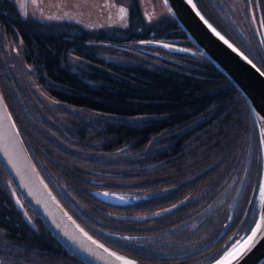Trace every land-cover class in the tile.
<instances>
[{
  "label": "trees",
  "instance_id": "16d2710c",
  "mask_svg": "<svg viewBox=\"0 0 264 264\" xmlns=\"http://www.w3.org/2000/svg\"><path fill=\"white\" fill-rule=\"evenodd\" d=\"M194 1L264 72V45L255 33L252 36L238 29L227 0ZM243 1L247 6L256 4L261 14L258 22L264 23V0ZM126 15L123 27L106 33L87 32L69 20L23 16L11 0H0L1 29L19 35L25 59L39 72L47 93L60 103L108 115L91 118L88 123L77 113L81 127L76 135L92 137L97 150L117 156L76 155L75 149L34 127L31 117L26 118L13 99L2 65L0 89L37 169L89 231L143 264H157L158 260L199 264L209 253H205L206 244L220 230V220L231 214L234 225L242 222L245 207L251 209L252 205L255 210L260 170L255 125L242 93L185 36L170 13L147 21L138 1L130 0ZM169 38L189 49L168 50L141 42ZM100 40L132 43L135 49L126 51L127 58L142 55L149 59L115 62L96 56L90 48L101 44ZM70 50L93 66L74 69L66 58ZM8 181L30 213L24 214L17 206ZM234 182L241 184L236 186L238 192L235 189L229 212ZM114 184L139 195L117 206L123 215L109 212L106 207L113 205L92 193ZM224 190L230 193L225 198L228 206L221 211L217 203ZM112 215L121 221L115 223ZM205 221L211 224L209 238L192 240L189 232L203 229ZM252 222L250 219L244 227ZM125 234L128 236L123 237ZM6 262L84 264L49 232L0 164V264Z\"/></svg>",
  "mask_w": 264,
  "mask_h": 264
},
{
  "label": "water",
  "instance_id": "95a60500",
  "mask_svg": "<svg viewBox=\"0 0 264 264\" xmlns=\"http://www.w3.org/2000/svg\"><path fill=\"white\" fill-rule=\"evenodd\" d=\"M170 13L176 20L185 36L205 55L242 93L247 101L257 134L260 170L255 191L256 213L253 222L247 231L229 236L224 241V246L217 250L212 256L206 258L199 264H217V261L227 257L233 251V247L239 245L242 254L237 259L231 260V264H259L264 259V193L261 192V185L264 184V74L263 71L246 55L231 39L221 32L204 14L200 11L196 2L192 0L195 10L187 0H163ZM171 9V11H169ZM199 11L201 16L207 20L239 53L234 52L222 40H220L196 15ZM142 43L160 44L169 50H185L181 45L171 42L156 40H141ZM167 45V46H165ZM248 57L251 64L243 57ZM253 64L255 67H253ZM0 164L6 171L16 190L36 213L41 222L56 238V240L73 256L85 264H122L115 257L104 252L88 240L92 237L98 244L110 252L124 257L132 264H142L134 257L120 252L105 242L98 239L85 229L63 206L59 199L50 189L33 160L31 159L13 117L7 107L0 90ZM93 194L104 201L118 202L119 194L105 190H95ZM107 194V195H105ZM230 217L223 224L222 234ZM257 223L261 225L260 230L253 238L251 246L245 242L252 235V230ZM83 230V232L80 231ZM237 235V236H236ZM88 250H91L89 253Z\"/></svg>",
  "mask_w": 264,
  "mask_h": 264
},
{
  "label": "rangeland",
  "instance_id": "374dc122",
  "mask_svg": "<svg viewBox=\"0 0 264 264\" xmlns=\"http://www.w3.org/2000/svg\"><path fill=\"white\" fill-rule=\"evenodd\" d=\"M13 1L16 5L18 4V6H20L18 7V10L24 15H29L27 12L31 10V17L45 18L47 20L65 19L69 21H78L85 26H93L94 32L99 31L101 33H106L112 28L118 26L123 27L127 24L124 13H121L120 9L123 8L125 10L127 8V4L130 2V0ZM137 1L144 18L147 21L154 20L160 15L168 12V8L163 0ZM21 4L24 5L23 8L21 7ZM227 8H229V10L232 11L233 15L236 17L237 23L239 24L238 29L240 31H243L244 33L249 32L252 34V36L255 33L259 41L264 40V31L263 28H261V24L258 22L260 20L259 16H261V14L259 13L255 3L250 2L247 6L246 2L243 0H227ZM179 45L184 47L182 44ZM129 48L135 49L129 43H124L123 45L121 44L118 49H114V46L111 47L107 44L97 43V46L90 48V51L96 56L111 59L115 62H132L134 59L146 61L149 59L147 56L142 55H135L134 58H131V56L127 58L125 54L126 51L129 52ZM139 51L141 50L139 49ZM154 52L159 55L157 53L158 51ZM24 54V43L19 38V35H17V33L14 31L8 33L2 30L0 26V66L2 65L1 72L5 71L7 74L6 76H8V78L3 79L6 83H8L9 91L12 94L15 102H17V104L22 109L23 115L26 116V118L31 117L32 124H34L33 126L51 136L55 142L61 145L64 144V147H69L73 150L75 149L77 151L75 152L76 155L105 154L104 156L108 158H111V156H117L115 153H104L106 150H97L99 147L95 145L93 141L94 139L92 137H87L85 135L83 137H79L75 133L78 127H81V123L79 124L76 122V117H79L77 113L82 115L84 118H87L88 123H91V118L108 115L60 103L55 98L51 97L47 93L45 86L41 82V79H38L37 75L39 72L36 71L33 66L26 61ZM66 58L68 64L74 67V69L88 70V68L93 66L88 62V60L80 57L78 54H75L72 50L66 53ZM35 118L38 119V122ZM134 118H140V116H135ZM54 151L56 154V150ZM83 161L85 160L83 159ZM96 161L101 162L99 159ZM52 179L56 180L55 178ZM107 179L109 180L110 178ZM237 184L240 185L241 182H234L232 188L230 189L231 207L228 208L230 209L229 212H231L232 206L234 205L233 200L238 192V188H236ZM246 185L248 184L245 183V186ZM9 186L13 198L16 200L15 202L17 206H19L24 214L30 213L27 205L22 200V198L15 193V190L10 182ZM112 186L113 187L110 188L119 189L112 191V193H116L121 196V198L117 199L118 201H127L139 197L138 192L136 191L123 190L125 188L124 185L116 186L114 184ZM235 189L237 191L236 194ZM228 192L229 190H224L221 193V199L217 203L218 206H221V211H223L224 208H227L228 206V203L225 199L226 196H228ZM17 201H19V203H17ZM113 206H107L106 208L109 212L115 213L116 215H123L122 212L119 213L121 210L120 208H117L116 205ZM252 208L253 206L251 205V209ZM251 209L248 206L245 207L246 211L244 210L245 213L242 215L244 216V224L250 221V219H253V216L251 217ZM157 211H159V209L155 210V212ZM214 218L216 219V217ZM112 219L115 221V223L121 221L119 218H116L115 215H112ZM225 220L226 218L220 220V230H222ZM206 224L207 222L205 221V224L202 226L203 229L198 228L197 231L195 230V232H189L192 240L197 239L198 237L202 238V240L209 238L208 235H211L212 233L210 231L211 228H209L211 224H207V226ZM225 231L226 230L224 229L223 234H219L221 238L226 235ZM229 236H231V238L234 237V233L227 235V237L222 240V243ZM6 264H8V262H6Z\"/></svg>",
  "mask_w": 264,
  "mask_h": 264
},
{
  "label": "snow or ice",
  "instance_id": "6c2138e0",
  "mask_svg": "<svg viewBox=\"0 0 264 264\" xmlns=\"http://www.w3.org/2000/svg\"><path fill=\"white\" fill-rule=\"evenodd\" d=\"M187 2H188L190 5H192L193 9L195 10V7H196V6H195L194 4H192V0H187ZM21 7L23 8L24 5L21 4ZM169 11H171V9H169ZM120 12H121V13H124L125 10H124L123 8H121V9H120ZM196 15H197V16H200V19H201V20H204V23H205V24H208L207 20H205L204 17L201 16V14H200L199 11L196 12ZM208 27H209V29H210V30H211V31H212V32H213V33H214V34H215L220 40H222V41H223V42H224L229 48H231L234 52H237L238 54L242 55V54L239 53L238 50H237L236 48H234L233 45L230 44V43H229V42H228V41H227V40H226V39H225V38H224L219 32H217L215 28H213L210 24H208ZM261 28H264V23L261 24ZM260 43H261V45H264V40H261ZM165 46H167V45H165ZM243 58H244L245 60H247V62H248L249 64L252 63V61L249 60L248 57L245 56V57H243ZM253 67H255L254 64H253ZM262 74H264V73H262ZM261 192L264 193V184L261 185ZM105 195H107V194H105ZM17 203H19V201H17ZM173 207H175V205H174ZM260 228H261V225H260L259 223H257L256 228H254V229L252 230V235L249 236V237H248V240L245 242V244H246L247 246H249V247L251 246V243L253 242V238L256 236V234H257V232L260 230ZM80 231L83 232L82 229H80ZM84 235L87 237L88 240H91V242H92L93 244H95L98 248H103L104 252H107L108 255L115 257V259L121 261L122 264H132L131 261L125 259L124 257H121V256L116 255V253H114V252H110L109 249L104 248V246H103L102 244H98L97 241H95V240L92 239V237L87 236V233H84ZM88 251H89L90 254H92V253H91V250H88ZM241 254H242V250L240 249V246H239V245L234 246V247H233V251L229 252V253L227 254V257H226V258L217 261V264H231V260H233V259H237L238 256L241 255Z\"/></svg>",
  "mask_w": 264,
  "mask_h": 264
},
{
  "label": "flooded vegetation",
  "instance_id": "af4514ba",
  "mask_svg": "<svg viewBox=\"0 0 264 264\" xmlns=\"http://www.w3.org/2000/svg\"><path fill=\"white\" fill-rule=\"evenodd\" d=\"M13 3H14V1L13 0H11ZM14 5H16L15 3H14ZM16 7H17V5H16ZM126 13H127V8H126V11H125ZM27 13H29V15L27 14L26 16L27 17H30V18H34V19H40L39 17H31V15L32 14H30V13H32V11L31 10H29ZM74 24L76 25V26H78V27H80V28H82V29H84L85 31H87V32H94V28H93V26H85L84 24H82V23H80V22H78V21H74ZM169 39H172V38H169ZM127 41H129V40H127ZM88 43H90V44H94L93 42H95V41H93V40H88L87 41ZM122 43H127L126 41H123ZM129 44H131L132 45V43H129ZM230 210V209H229ZM229 216H230V221H229V223L227 224V229H226V231H225V233H226V235L223 237V238H221V237H218L217 238V235L215 236V238H213L212 240H210L207 244H206V246L205 247H208L206 250H205V252L206 251H210L211 249H212V251H214L215 249V247H217V245H219L221 242H222V240L224 239V238H226L227 237V235H229V234H232V233H234V234H239V233H241V232H244V231H246V228H244V221L242 220V222H241V220L238 222H236L234 225H233V219H232V215L231 214H229ZM111 233V232H110ZM112 235H117V234H113V233H111ZM237 234V235H238ZM236 235V236H237ZM128 235H123V237H127ZM204 247V248H205ZM136 258V257H135ZM176 262H182V261H176ZM169 264V262H161V260H158V263L157 264ZM260 264H264V260L260 263Z\"/></svg>",
  "mask_w": 264,
  "mask_h": 264
}]
</instances>
